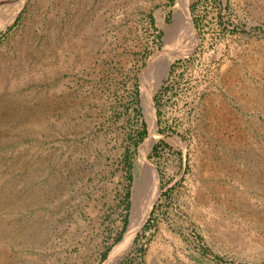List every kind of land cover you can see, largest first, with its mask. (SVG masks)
I'll return each instance as SVG.
<instances>
[{"label": "rangeland", "instance_id": "374dc122", "mask_svg": "<svg viewBox=\"0 0 264 264\" xmlns=\"http://www.w3.org/2000/svg\"><path fill=\"white\" fill-rule=\"evenodd\" d=\"M178 3L23 0L0 22V264H104L141 169L157 195L115 264H264V0L188 2L151 132Z\"/></svg>", "mask_w": 264, "mask_h": 264}, {"label": "bare ground", "instance_id": "6f19581e", "mask_svg": "<svg viewBox=\"0 0 264 264\" xmlns=\"http://www.w3.org/2000/svg\"><path fill=\"white\" fill-rule=\"evenodd\" d=\"M22 1L23 0H18L16 2V4H14L15 6H14L13 12L10 14V16L8 14H7V16L6 15H3V17L0 16L1 17L0 22L3 25L7 22H10L13 19L15 13H17L19 8L21 7ZM189 1L190 0H178L179 6H178V10H177L176 16H175L176 18H183L185 16V18L187 20L186 27H187V30H189L188 36L185 37L186 38L185 42L182 44L180 43L181 50H180V47L178 49H173L171 47V45H170V47L167 46V48L164 47L160 56L153 62V64L156 62L155 65L156 64L158 66L160 65L162 70L159 73V75L157 76V78L155 79V81L152 83L151 87L144 86V89H143L142 98H143V103L145 105V110L148 112V114L150 115V118H151L150 119V130H151V132L154 131L155 125H154L153 118L151 116V110H148L149 98H150L151 94L156 90L158 85L160 84L161 78H162L163 74L166 72V69H167L168 65L170 64V62L174 58L187 53L192 48V45H193L194 32H193L191 20H190L189 16L187 15V11H186V5L188 4ZM12 4L13 3H11V5ZM182 26H183V24H182ZM168 30H170V28ZM179 39H181V38H179ZM181 42H183V41H181ZM151 140H152V138L149 137L148 143L145 146V148L142 150L141 155H140L141 163L143 164L145 171L149 168V166L147 165V163L145 161V154L148 151V149L150 148ZM154 182L156 183L155 178H154ZM136 190L134 189V191H136ZM156 195H157V185L152 189L151 192L149 191V193H147L146 196H144V198L141 197L140 194H135V192L133 193L132 211H131L132 213L130 216V221H129V224L127 227V231H125L126 233H125L124 239H122V241L120 243H118L110 251V254H109V256H108V258L104 264H115L120 258H122L130 250V248L132 246L133 237H134L136 231L140 228V226L144 222V220L148 214V211L151 207V204L154 201Z\"/></svg>", "mask_w": 264, "mask_h": 264}, {"label": "water", "instance_id": "95a60500", "mask_svg": "<svg viewBox=\"0 0 264 264\" xmlns=\"http://www.w3.org/2000/svg\"><path fill=\"white\" fill-rule=\"evenodd\" d=\"M141 79V78H140ZM155 168V166H154ZM155 171H156V168H155ZM157 173V171H156ZM153 175V173H152ZM146 184V176H145V173L144 171L141 169L140 170V173H139V177H136L132 183V186H131V198H130V201H131V204H130V215H129V221H130V216H131V211H132V197H133V192H134V189L136 190L137 188H140L142 187L143 185ZM136 187V188H135ZM129 221H128V224H129ZM128 227V226H127ZM127 230V228H126ZM125 230V231H126Z\"/></svg>", "mask_w": 264, "mask_h": 264}]
</instances>
